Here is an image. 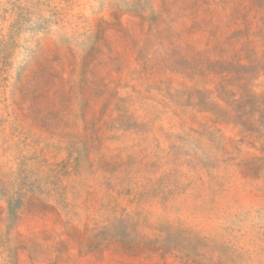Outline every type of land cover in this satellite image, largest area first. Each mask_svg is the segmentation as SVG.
<instances>
[{
  "label": "rangeland",
  "instance_id": "rangeland-1",
  "mask_svg": "<svg viewBox=\"0 0 264 264\" xmlns=\"http://www.w3.org/2000/svg\"><path fill=\"white\" fill-rule=\"evenodd\" d=\"M0 264H264V0H0Z\"/></svg>",
  "mask_w": 264,
  "mask_h": 264
}]
</instances>
